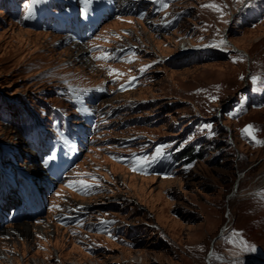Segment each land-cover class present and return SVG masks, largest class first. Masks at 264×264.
Masks as SVG:
<instances>
[{"label": "rangeland", "instance_id": "1", "mask_svg": "<svg viewBox=\"0 0 264 264\" xmlns=\"http://www.w3.org/2000/svg\"><path fill=\"white\" fill-rule=\"evenodd\" d=\"M38 5L0 0V160L40 176L27 122L96 126L66 180L41 182L44 214L0 224V264H264V0L112 14L85 43L33 26Z\"/></svg>", "mask_w": 264, "mask_h": 264}, {"label": "snow or ice", "instance_id": "2", "mask_svg": "<svg viewBox=\"0 0 264 264\" xmlns=\"http://www.w3.org/2000/svg\"><path fill=\"white\" fill-rule=\"evenodd\" d=\"M167 5H165L166 7ZM205 7H218L216 5H206ZM27 19V17H25ZM225 41L221 40L220 44H224ZM218 47L219 45L213 44V45H204V47ZM97 59H106L109 58L107 57V55L101 56V57H96ZM148 67L150 66H144L143 68L140 69L141 72L145 71ZM114 71V70H113ZM111 74V72H110ZM136 78L133 77L130 79L129 83H132ZM256 78L253 77V80H255ZM123 88V85L121 86ZM81 91H86V90H81ZM74 98H79L74 97ZM205 128H210L211 125H204ZM243 134L247 135V136H251L253 139H255L254 135H253V126L252 125H248L246 126L245 129L242 130ZM259 143H264V141H259ZM172 147V145L170 144H161L159 146H157L155 148V151L152 153L151 156L148 155H137V154H132L133 156V171H140L142 169H145L147 167H150L152 164L159 162L161 159L166 157V149H170ZM179 150V149H176ZM187 167H191V165H188ZM95 179V178H94ZM79 185V189L80 190H84L87 191L88 189L98 186V181L96 184H89L83 180L78 182ZM69 187H75V184H69Z\"/></svg>", "mask_w": 264, "mask_h": 264}, {"label": "bare ground", "instance_id": "3", "mask_svg": "<svg viewBox=\"0 0 264 264\" xmlns=\"http://www.w3.org/2000/svg\"><path fill=\"white\" fill-rule=\"evenodd\" d=\"M80 56V55H79ZM27 231L29 230V227L28 226H26V228H25Z\"/></svg>", "mask_w": 264, "mask_h": 264}, {"label": "trees", "instance_id": "4", "mask_svg": "<svg viewBox=\"0 0 264 264\" xmlns=\"http://www.w3.org/2000/svg\"><path fill=\"white\" fill-rule=\"evenodd\" d=\"M191 157H193V155Z\"/></svg>", "mask_w": 264, "mask_h": 264}]
</instances>
